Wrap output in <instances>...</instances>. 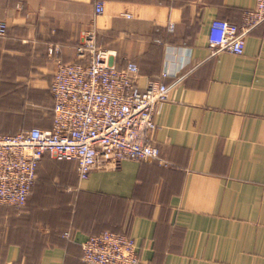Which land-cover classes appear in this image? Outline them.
Instances as JSON below:
<instances>
[{
	"label": "crops",
	"instance_id": "0c3cea01",
	"mask_svg": "<svg viewBox=\"0 0 264 264\" xmlns=\"http://www.w3.org/2000/svg\"><path fill=\"white\" fill-rule=\"evenodd\" d=\"M254 2L0 0L1 132L52 126L57 61L85 62L88 30L118 65L138 64L140 88L169 85L148 132L163 162L81 179L75 159L44 153L26 204L0 202V264H90L81 242L104 230L133 237L141 264H264V21L240 54L206 39L213 17L239 23Z\"/></svg>",
	"mask_w": 264,
	"mask_h": 264
},
{
	"label": "built area",
	"instance_id": "2783aa9c",
	"mask_svg": "<svg viewBox=\"0 0 264 264\" xmlns=\"http://www.w3.org/2000/svg\"><path fill=\"white\" fill-rule=\"evenodd\" d=\"M97 13L103 2L95 4ZM264 21V0H255L235 23L213 17L207 29L211 53L243 51L245 34ZM7 24L0 19V36ZM57 51L49 47V53ZM82 61H57L50 88L54 95L50 128H32L13 134L0 131V202L23 206L36 178L44 153L59 159H75L81 179L98 167H116L124 159H158L157 145L148 140L156 128L160 104L169 98V85L150 80L144 88L136 83L138 64L118 65L115 51L100 47L88 30L76 46ZM166 74V72H164ZM82 257L90 264H141L135 239L104 230L81 242Z\"/></svg>",
	"mask_w": 264,
	"mask_h": 264
}]
</instances>
